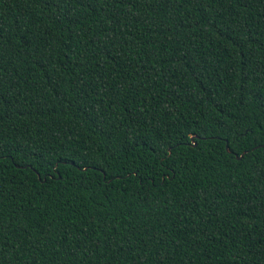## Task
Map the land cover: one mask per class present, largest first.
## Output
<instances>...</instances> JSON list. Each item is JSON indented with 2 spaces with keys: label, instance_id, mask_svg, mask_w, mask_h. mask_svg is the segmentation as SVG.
<instances>
[{
  "label": "trees",
  "instance_id": "16d2710c",
  "mask_svg": "<svg viewBox=\"0 0 264 264\" xmlns=\"http://www.w3.org/2000/svg\"><path fill=\"white\" fill-rule=\"evenodd\" d=\"M0 264H264V0H0Z\"/></svg>",
  "mask_w": 264,
  "mask_h": 264
},
{
  "label": "water",
  "instance_id": "95a60500",
  "mask_svg": "<svg viewBox=\"0 0 264 264\" xmlns=\"http://www.w3.org/2000/svg\"><path fill=\"white\" fill-rule=\"evenodd\" d=\"M242 157H238V159H241Z\"/></svg>",
  "mask_w": 264,
  "mask_h": 264
}]
</instances>
